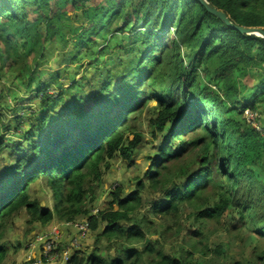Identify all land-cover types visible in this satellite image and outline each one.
<instances>
[{
	"label": "trees",
	"instance_id": "obj_1",
	"mask_svg": "<svg viewBox=\"0 0 264 264\" xmlns=\"http://www.w3.org/2000/svg\"><path fill=\"white\" fill-rule=\"evenodd\" d=\"M206 1L234 24L264 30V0ZM77 12L85 25L71 20ZM127 30L134 36L119 48L131 57L119 59L96 80L76 81L91 90L87 99L63 83L56 95L49 94L62 74L40 78L38 59L45 50L71 43L61 57L74 63L97 46L99 53L110 48L109 33L121 36ZM0 67L34 92L30 102L39 100L30 114L14 118L26 125L21 138L0 140V153L10 150L12 160L0 173V264L7 256L6 224L21 210L27 222L42 226L88 217L95 246L90 252L76 250L67 264H144L146 259L147 264H186L152 242L129 247L145 239L134 217L146 184L162 194L150 203L160 219H175L184 206L195 209L196 221L219 219L236 207L262 246L246 263L233 264H264V183L254 175L264 157V131L241 119L245 110L264 104V38L228 27L198 0H0ZM237 77L249 79L247 91ZM146 81L151 84L147 98L156 102L148 127L157 143L146 179L138 178L137 190L129 194L121 187L112 190L107 208L91 215L103 168L115 156L132 166V154L143 143L135 125L148 100L135 88ZM12 90L0 87V114ZM42 181L50 207L32 196ZM103 239L114 244V256L101 253L96 244ZM189 246L192 260L202 249L193 241Z\"/></svg>",
	"mask_w": 264,
	"mask_h": 264
},
{
	"label": "rangeland",
	"instance_id": "obj_2",
	"mask_svg": "<svg viewBox=\"0 0 264 264\" xmlns=\"http://www.w3.org/2000/svg\"><path fill=\"white\" fill-rule=\"evenodd\" d=\"M57 12V11H56ZM29 16L31 20L36 18V13L30 9ZM71 20L76 26L85 25L86 21L82 17L81 12L74 13ZM122 25V22L119 23ZM141 25V23H140ZM41 32L44 31L42 25L39 26ZM133 33L127 30L121 36L117 32L109 33L107 42L111 43L110 48L105 49L99 53V46L91 50L88 54L83 55L79 60L74 63H68L63 60L61 54L69 52L72 49L71 43L63 44L57 42V47L53 50H45L44 57L38 59L40 70V78L45 80L48 78L49 72L61 71V76L54 82L55 88L49 89V94L53 96L58 93L57 87L59 83H63L64 87L72 86L74 92H78L81 96L87 95L91 90L82 88L77 85L76 81L84 77H94L98 79L100 72L107 71L119 59L123 60L130 58L131 55L119 48L124 44L131 41ZM67 37H70L67 35ZM63 49V50H62ZM184 54L190 53V49L184 48ZM96 56V57H94ZM32 56L28 57V64L31 63ZM63 60V61H62ZM115 72V71H114ZM239 87L243 92L247 91L249 79L237 77ZM118 78L112 81V84L118 83ZM137 80V79H136ZM12 87V91L8 92V96L3 99V109L0 114V140L5 144L10 143L12 140L21 138L25 123L20 120L14 119L20 114H30V110L38 107V101L30 102V96L33 93L29 89H24L21 86L19 79L14 78L11 72L6 71V67H0V87ZM151 88L150 82L146 81L144 85L135 88V93L143 98H147ZM65 95V94H64ZM41 96V95H40ZM140 99V98H139ZM146 106L139 114L136 120L137 129L143 132V143L132 154L133 165H128V162L122 160L120 157L115 156L109 160L108 166L103 168L102 181L95 186V197L88 205L89 214L96 215L99 210L107 208V202L110 200L109 193L121 187L124 193L129 194L137 190L138 178L146 179L144 172L151 162V157L155 152L152 136L150 135L148 120L156 110V102L153 97L147 98ZM31 108V109H30ZM59 105L55 107L58 109ZM264 104H260L258 109L254 111L245 110L241 114V119L258 132L264 131ZM10 150L4 149L0 153V173L9 164L11 159H8ZM8 164L6 165V163ZM10 162V163H9ZM255 178L264 183V157L258 160L257 166L254 167ZM142 205L135 213V221L139 223V227L145 234V239L141 242L129 247L142 248L146 242H152L157 249L165 252L166 254L174 255L177 258L184 260L186 264H233L235 261L246 263L251 256L259 253L262 244L260 243L255 231L251 232L246 223L241 221L237 208L228 210L219 219L211 220H197L195 219V209L191 206H184L180 215L175 219H160L154 216L150 203L153 200L159 201L162 194L158 190H153L147 184L141 191ZM32 196L38 198L42 206H51L48 189L42 181L36 184L32 190ZM212 200L211 198L207 199ZM116 209V207H114ZM88 218L86 217H83ZM27 215L23 210L16 213L10 221L6 224L4 231L3 243L7 248V256L3 264H27L29 259L34 261L43 257L41 246L35 242V236L53 224L59 223L53 220L48 225L42 226L37 223L27 222ZM100 232V229L98 230ZM96 232L88 231L86 237L82 240L79 250L83 252H90L95 246ZM193 241L198 250L193 253L192 260L186 252L192 250L189 242ZM65 244L61 248L68 245V233L63 237ZM101 249L103 255H115L114 244L101 240V244H96ZM208 251H204L206 249ZM60 249V248H59ZM218 249L220 253H218ZM201 251V252H199ZM43 264H63L61 262ZM144 264H147V259Z\"/></svg>",
	"mask_w": 264,
	"mask_h": 264
},
{
	"label": "built area",
	"instance_id": "obj_3",
	"mask_svg": "<svg viewBox=\"0 0 264 264\" xmlns=\"http://www.w3.org/2000/svg\"><path fill=\"white\" fill-rule=\"evenodd\" d=\"M68 228H74L77 231L75 234L68 236V245L65 248H61V245L65 244L62 241ZM88 231V218L81 221L73 220L54 224L48 231L39 233L34 238L35 242L42 248L43 257L36 261L30 258L27 264H43L45 261L67 264L74 252L80 248L81 242L86 237Z\"/></svg>",
	"mask_w": 264,
	"mask_h": 264
},
{
	"label": "water",
	"instance_id": "obj_4",
	"mask_svg": "<svg viewBox=\"0 0 264 264\" xmlns=\"http://www.w3.org/2000/svg\"><path fill=\"white\" fill-rule=\"evenodd\" d=\"M198 1L204 6V8L206 9L207 12H209V13L215 15L216 17H218L219 19H221L228 27L235 29V30H237L243 34L256 35V36H260V37L264 38V30L263 29L258 28V27H243V26L236 25L229 20V18L227 17V15L223 11L215 8L206 0H198Z\"/></svg>",
	"mask_w": 264,
	"mask_h": 264
},
{
	"label": "crops",
	"instance_id": "obj_5",
	"mask_svg": "<svg viewBox=\"0 0 264 264\" xmlns=\"http://www.w3.org/2000/svg\"><path fill=\"white\" fill-rule=\"evenodd\" d=\"M84 218L83 217H80V218H76V219H74L75 221H81V220H83ZM52 226H54V224L52 223L51 225H49L45 230H44V232H46V231H48ZM77 230L76 229H74V228H68V230H67V233H68V236L69 235H73V234H75V232H76ZM39 233H42V232H39ZM66 233V234H67Z\"/></svg>",
	"mask_w": 264,
	"mask_h": 264
}]
</instances>
